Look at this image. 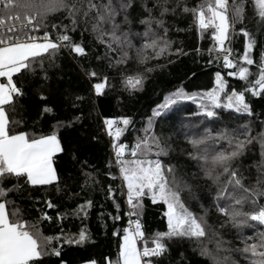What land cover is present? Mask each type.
<instances>
[{"label":"snow or ice","instance_id":"6c2138e0","mask_svg":"<svg viewBox=\"0 0 264 264\" xmlns=\"http://www.w3.org/2000/svg\"><path fill=\"white\" fill-rule=\"evenodd\" d=\"M149 0H0V264H42L44 256H60L61 250L54 247L63 241L64 244H83L88 241L87 230L81 228L78 234L68 235L61 230V235H43L39 221L29 223L22 219L20 209L7 211L11 203L6 199L9 193L20 189L21 180L30 186H46L58 181L57 170L54 167V156L63 151L61 140L54 127L50 134L29 133L16 129L20 122L11 119L9 110L15 111L16 98L24 95L23 90L14 81V76H23L25 73L35 74L37 67L44 73L45 58L54 63L56 54L61 49H67L76 56L86 54L85 47L76 43L69 30L75 31L81 20L85 23L91 18L92 31L97 36V42L106 44L110 51H118L119 58L116 65L126 64L132 57L131 50L135 51L136 62L144 65L153 59H159L172 54L173 41L168 39L169 29L165 26L164 17L175 15L179 10L183 14H191L198 33L211 30L213 46L208 49L209 56L215 62L222 61L223 67L228 69L229 77H236L248 85L242 91L233 89L226 91L228 84L220 71L215 73L214 87L202 93H187L182 87L164 96L163 103L153 109L148 118L143 135L129 146L118 143L121 136L130 126L128 117L105 118L104 129L112 140V151L115 156V166L119 170V178L126 188V203L129 211L126 215H138L143 209L142 200L148 197L153 204L162 203L166 207L164 216L167 218V231L157 232L152 238V247L137 248V239L143 237L142 225L137 221H129L130 227L123 229L124 235L120 237L118 258L115 261L107 260V264H159L158 261L145 258L161 257L168 251L167 240L173 238H186L202 245L201 255L209 256L213 264H229V257L217 259L204 242L209 239L210 232L215 237L217 252L224 250L235 252L244 257L247 264H264V230L254 237L241 239L243 247L224 249L229 243L208 224L205 216H197L190 211L182 199V191H191V186L177 178V169L174 165L164 164L159 157L168 155L165 147L161 145L160 138L154 132V119L160 117L174 106L184 101H191L197 105L195 116L206 117L209 121L218 118L216 109H224L239 115L251 117L253 110L246 101V94L260 96L264 94V52L259 61L254 60L251 53L256 41L251 34L241 28L244 37V51L239 60L232 56V48L226 46L230 43V29L237 20H241L244 7L237 0H202V3L189 8L184 0H154L148 6ZM257 15L264 22V0H253ZM138 8L143 9L144 18L139 21L144 26L143 33H132L130 28L123 30L124 25L131 22L129 17ZM65 13L69 24L53 23L52 31L56 32L53 39L47 30V20L50 16ZM123 17L122 20L118 18ZM43 30L42 36L31 33ZM133 36L141 40L139 47L133 42ZM107 38V41L106 39ZM115 45V47H113ZM200 54V49L196 50ZM178 55H186L182 49L177 48ZM213 60L210 59L209 63ZM256 65L254 74L248 66ZM113 66L112 63L109 67ZM152 68L145 71L151 72ZM96 77L95 71L87 73ZM255 75V79H250ZM143 73L122 75V84L128 91H139L144 83ZM108 86V77L101 82L93 84L96 95H102ZM41 99H46L41 96ZM44 112H51L48 107ZM123 125V127H120ZM264 127V122L259 125ZM253 131L250 123L240 125L231 131H220L215 136L205 129V134L198 138H191L193 153H189L194 160L201 162V171L204 178L211 181L216 188L214 197L215 207L221 217L225 219L220 224L223 228L228 224L237 229L253 228L257 225L264 228V205L258 203V197H264V151L261 161L254 165L257 171L255 184L246 185L244 171L236 166V162L245 155L248 146L259 139L264 149V131L258 136L251 135ZM225 141L227 148L216 150L215 144ZM155 149V151H154ZM126 155L130 158H126ZM155 156L156 159L151 157ZM88 175V174H86ZM8 178H15L16 183L10 188L3 186ZM116 179V177H112ZM108 198H113V189L109 187ZM223 201V203H221ZM115 204V201H113ZM47 207L54 205L45 202ZM92 206V201H85L78 206L75 214L79 216ZM119 211V205L115 204ZM246 208L250 210H245ZM206 215V214H205ZM64 217L58 216L57 219ZM47 214L40 220H51ZM119 220V215L113 217ZM255 222V223H251ZM117 235V233H113ZM255 241V242H249ZM107 259V258H106ZM61 264H65L61 260ZM87 264H96L90 260ZM231 264H238L231 261Z\"/></svg>","mask_w":264,"mask_h":264},{"label":"trees","instance_id":"16d2710c","mask_svg":"<svg viewBox=\"0 0 264 264\" xmlns=\"http://www.w3.org/2000/svg\"><path fill=\"white\" fill-rule=\"evenodd\" d=\"M153 2L154 0H149L148 6ZM237 2L243 5L244 14L242 21L237 20L230 29V43L226 42V46L232 48V56L238 61L244 51V37L240 29H246L256 41L251 55L254 60L259 61L261 53L264 52V22L257 15L253 0ZM137 3L139 4L140 0H137ZM184 3L192 8L202 3V0H184ZM229 4H232V0H229ZM144 15L143 9L138 8L129 17L131 23L124 25L123 30L130 28L132 33H143L144 26L139 21ZM122 19L123 17L118 18V22ZM164 20L169 29L168 39L173 41L172 54L150 60L147 64H138L135 51L131 50L132 58L126 64L116 65L115 61L120 53L110 51L106 44L97 42V36L92 31L94 20L89 18L87 23L81 20L76 30L73 32L70 28L68 33L76 43L85 47L84 56H76L67 49H61L56 54L54 63L47 58L43 62L47 79L43 78L44 73L39 67L35 74L14 76V81L24 92L22 97L16 98L15 111L9 110L11 119L20 122L15 126L16 129L29 133L50 134L55 127L63 151L54 156L58 181L33 187L21 180L22 187L6 197L11 202L7 205V211L11 213L18 208L24 221H39L40 230L46 236L61 235V230L64 234L74 236L81 228L86 229L89 236L88 241L83 244H64L63 241L54 244V247L60 248L61 255L44 256L41 258L42 264H61V260L65 264H81L90 260H94L96 264H107L108 259L118 257L120 237L124 234L123 229L130 226L131 220H139L142 225L141 231L144 235L137 239L140 248L152 247L154 234L167 231V218L164 216L166 207L162 203L153 204L148 197L143 198V209L138 215H126L129 211L126 203L127 190L123 188L115 166L112 140L104 129L105 118H130V126L118 141L128 145L130 150L131 145L143 135L142 130L153 109L163 103L165 95L177 88L182 87L189 94L209 90L213 86L217 71H220L227 81L228 93L233 89L242 91L248 86L236 77H229V70L223 67L222 61L217 63L214 57L209 56L208 49L214 43L211 30L203 34L198 33L191 14H183L178 10L175 15L165 16ZM61 22L70 25L65 13L52 15L47 20V30L53 39L57 33L52 31L51 25ZM39 33L43 34V30ZM105 39L107 41V38ZM132 42L136 47L141 44V40L135 36ZM177 48L182 49L186 55L175 54ZM197 49H200V54ZM210 59L213 60L212 63H209ZM110 63L113 66L109 67ZM248 67L252 73L257 72L256 65ZM146 68L153 70L147 72ZM92 71L97 73L96 77L87 74ZM137 72L143 73L145 77L143 87L139 91L126 90L121 82L122 75ZM105 76L108 77V86L103 94L98 96L92 86L101 82ZM250 79H255V75ZM41 96L46 99H41ZM246 101L253 110L251 117L216 109L218 118L209 121L206 117L193 115L197 111V105L184 101L154 119V132L162 138L161 145L168 152V155L159 159L166 165L176 167L177 178L182 181L181 187L183 182L191 186V191L184 190L181 193L184 203L195 214L203 213L208 224L229 242L223 246L224 249L243 247L241 239L254 237L261 231V226L237 229L228 224L220 227L225 218L219 215L215 207V185L204 178L201 162L190 157L189 153L194 150L188 140L203 136L205 129L215 136L220 131H231L245 123L251 124V135L258 136L259 132L264 131V127H259L264 122V94L252 96L247 93ZM45 107L52 111L44 112ZM178 127L181 131L174 133ZM227 147L225 141L215 144L216 150ZM262 151L264 149L257 139L248 146L241 160L236 162V166L240 167L247 177L246 185L255 184L257 171L254 165L261 161ZM126 158L130 157L126 155ZM15 183V178H8L3 186L10 188ZM109 187L113 189L112 199L108 198ZM88 200L92 201V206L86 210L87 216L85 217L84 212L77 216L75 212L78 206ZM257 200L260 205H264V197H258ZM46 201H50L54 207H47ZM113 201L119 205V211ZM44 214L52 219L40 220ZM117 215L120 219L114 220L113 217ZM58 216L64 218L57 219ZM166 243L167 252L161 257L149 259L158 261L159 264H213L209 256L201 255L202 245L195 241L173 238ZM204 244L213 255L218 253L229 257V264L231 261H237L236 259L239 262L245 260L235 252L215 251V237L211 232Z\"/></svg>","mask_w":264,"mask_h":264},{"label":"rangeland","instance_id":"374dc122","mask_svg":"<svg viewBox=\"0 0 264 264\" xmlns=\"http://www.w3.org/2000/svg\"><path fill=\"white\" fill-rule=\"evenodd\" d=\"M138 47V46H137ZM214 81H215V76H214ZM214 81H213V86H212V88L214 87ZM211 88V89H212ZM210 90V89H209ZM205 91H208V90H205ZM205 91H202V92H205ZM201 92V93H202ZM181 128H177L176 130H175V132L174 133H178L179 131H181L180 130ZM191 134V133H190ZM159 137V136H158ZM160 138V137H159ZM164 140V139H163ZM160 141H161V143H162V138H160ZM165 141V140H164ZM192 146V145H191ZM115 157V156H114ZM152 159H155V157L153 156V157H151ZM117 170H118V168H117ZM118 172H119V170H118ZM120 175V174H119ZM167 210V209H166ZM197 216H204V214L203 213H201V214H196ZM261 231L262 230H264V228H261L260 229ZM124 235V234H123ZM144 247H146V246H143L142 248H140L139 247V245H138V241H137V248L139 249V250H143V248ZM215 248V247H214ZM216 249V248H215ZM213 251V250H212ZM215 251H217V250H215ZM223 252H224V250H223ZM226 253H228V251H225ZM221 254V253H220ZM227 256V255H226ZM216 257H217V259H219V260H223V258H224V255L223 254H221V255H218V253H217V255H216ZM243 257V256H242ZM118 258V257H117ZM116 258V259H117ZM116 259H108V260H112V261H115ZM243 259H244V257H243ZM237 260V262H238V264H247V261L246 260H243L242 262H239V260L238 259H236ZM88 262V261H87ZM87 262H84V263H81V264H87Z\"/></svg>","mask_w":264,"mask_h":264},{"label":"built area","instance_id":"2783aa9c","mask_svg":"<svg viewBox=\"0 0 264 264\" xmlns=\"http://www.w3.org/2000/svg\"><path fill=\"white\" fill-rule=\"evenodd\" d=\"M31 35H35V36H42V34H40L39 32H35V33H31ZM129 208V207H128ZM134 221V220H131ZM130 227V226H129ZM131 231H134V226L130 227ZM145 259H149V258H145Z\"/></svg>","mask_w":264,"mask_h":264}]
</instances>
